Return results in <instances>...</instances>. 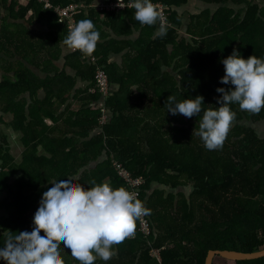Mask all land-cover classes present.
<instances>
[{"label":"trees","instance_id":"trees-1","mask_svg":"<svg viewBox=\"0 0 264 264\" xmlns=\"http://www.w3.org/2000/svg\"><path fill=\"white\" fill-rule=\"evenodd\" d=\"M110 1L115 0H97ZM189 1L152 0L164 5L165 18L172 25L161 38L156 35L159 22L141 25L134 18V9L100 12L96 0H51L61 6L87 5L88 10L81 11L77 21L91 19L99 33L104 26L120 35L140 27L147 35L137 50V59L127 65L130 72L125 74L140 70L137 95L132 97L135 101L129 103L128 95L119 111L109 115L110 100L115 95L114 103L118 101L123 85L105 98L91 92L95 65L80 51L65 55V67L74 74L63 69L41 77L27 65L38 67L41 59L53 64L58 55H52L49 47L58 44L62 51L66 46L63 41L68 34L63 24L65 35L52 34L53 39L42 35L36 40L35 32L23 25L12 30L0 12V63L5 72L0 80V112L13 113L12 124L22 133L24 147L20 162L15 161L9 140L0 129V209L6 213L0 215V248L9 235L32 231L42 194L53 181L70 180L91 187L92 181L102 183L107 178L111 186L126 188L113 160L121 161L133 176L144 177L138 198L151 210V233L143 237L137 231V221L134 237L116 246L111 260L97 258L95 264H205L211 249L252 252L264 248V136L256 125L264 122V109L253 114L232 104L236 119L227 138L222 148L209 151L195 134L202 113L187 118L172 115L165 106L169 95L177 102L202 95L204 110L219 107L217 100L222 94L216 89L232 87L222 84L220 78L224 75L222 60L233 48L245 59L250 55L264 59V33L259 26L264 24V7L257 0H199L217 8L193 12L188 10ZM241 5L243 16L233 9ZM0 8L13 11L9 0H0ZM18 12L14 15L18 20L31 12L30 18L39 22H59L56 13L44 9L37 0H28ZM182 30L186 35H180ZM249 35L252 41L247 44ZM116 39L96 46L105 70L104 60L109 54L130 44ZM79 79L84 85L76 89V95H83L82 106L73 111L67 103L61 110ZM108 79L110 83V75ZM126 79L124 76L123 81ZM56 82L61 84L59 88H55ZM42 86L47 91L43 99L38 96ZM27 91L32 98L28 107L21 96ZM102 104L108 117L104 124L100 123ZM124 109L132 115L124 114ZM47 118L53 124H48ZM103 151L105 158H101ZM154 181L177 189V200L172 199L175 194L164 195L161 190L147 195V187ZM153 250L158 251L160 262L151 256ZM60 251L65 264H79L63 244ZM0 264L6 261L0 259ZM235 264H264V257L240 259Z\"/></svg>","mask_w":264,"mask_h":264},{"label":"clouds","instance_id":"clouds-1","mask_svg":"<svg viewBox=\"0 0 264 264\" xmlns=\"http://www.w3.org/2000/svg\"><path fill=\"white\" fill-rule=\"evenodd\" d=\"M117 6L134 9V18L141 25L159 22L158 37H164L172 27L152 0H131L127 5L124 0H117ZM99 40L94 22L82 19L69 30L63 43L91 56ZM222 63L221 83L232 87L216 89L222 94L217 100L219 107L204 110L202 95L180 102L169 95L165 101L172 115L192 118L202 113L195 134L209 151L222 148L227 138L236 119L232 104L253 114L264 109V59L255 55L245 59L233 48ZM91 183V187H85L70 180L51 182L52 187L43 192L34 214L32 231L9 235L0 248V259L6 264H65L60 251L63 244L79 264H95L97 258L111 260L116 255L115 247L134 237L137 221L150 215L151 210L125 187L114 188L108 182Z\"/></svg>","mask_w":264,"mask_h":264},{"label":"crops","instance_id":"crops-1","mask_svg":"<svg viewBox=\"0 0 264 264\" xmlns=\"http://www.w3.org/2000/svg\"><path fill=\"white\" fill-rule=\"evenodd\" d=\"M28 0H9V4H11V7L13 8V11H9L12 14L10 15L8 11H6L4 8H0V12L2 13V16L4 17V22L6 19H8V23L10 24L9 27L12 30L18 29V25H23L24 27L30 28L31 30H33L34 33V38L36 40H41L42 39V35H45V33L47 31H50L51 28L53 29L52 34L55 35H59L61 33L64 34V30L62 28L61 23L59 22H52L51 20H45L44 23L37 21L36 19H32L30 18L31 16V12L28 13V15L26 16L25 19L23 20H18L16 17H14V15H16L17 13L19 14V10L21 7L25 6L27 4ZM257 3L259 5H261L262 7H264V0H257ZM102 4V2H97V5ZM188 10L189 11H193L196 10L199 11L201 8H213L216 9L217 7L212 6V5H206L202 2H200L199 0H190L189 1V5H188ZM233 9H235V13L236 14H240L241 11L243 10V5L241 6H233ZM188 11V12H189ZM245 12V11H244ZM244 13H241V16H243ZM264 20V18H263ZM188 22V18L186 17V19H184V24H187ZM3 21H0V28L2 26ZM46 23H48V25H46ZM15 24V25H14ZM60 24V25H59ZM260 28L262 29L261 33H264V24H260L259 25ZM101 36L102 39L101 41L105 42H110L113 39L119 38L120 41L122 42H128L130 44H126L124 46L123 50H117L115 52H111L108 56V58H106L105 61V65H106V70L108 72V75H110V86H111V90L109 95L115 92H117L119 90V87L121 85H123L120 89V93L117 96L118 101L116 103L114 100L115 95L111 98L110 100V110L108 112V115L110 113H113L115 111L118 112L119 108L121 105H124L126 103V99L128 98V95H130V99H129V103H133L135 101V98H132L133 96L137 95L136 93V88H138V78H139V73L140 70H137L136 72H132L130 73L129 76L125 75L126 73H129L130 71L127 69V65L133 63L136 59H137V50L140 48L141 44L147 39V35H145L144 33H142L140 27H136V28H130V30L128 31V33L126 35H120L119 33H117V30H113L111 27L108 26H104L102 27V31H101ZM65 35V34H64ZM180 35H186L185 30L180 31ZM54 37V35H50L49 39H53L52 37ZM263 36V35H260ZM67 37V35H65V38ZM251 36L249 35L247 40V44L248 41H250L251 43ZM117 40V39H116ZM99 41V42H101ZM118 41V40H117ZM136 47V48H130V46ZM263 45H264V40H263ZM51 49V53L52 55H58L56 58L54 57L52 59L53 64H49L48 61L46 60H40L37 63L38 67H34L30 64H27L31 70H33L35 73H38L41 77H45L47 75V73H50L51 75H55L58 72L62 71L63 69H66L68 72H70L71 74H74V70H71L70 67H65V55L67 53L71 52V49L67 46H64V49L59 50V45L58 44H54L53 46L49 47ZM61 52V53H60ZM127 56H130L131 59H127ZM264 56V55H263ZM258 57V56H257ZM164 70H169V68L166 69V67H163ZM170 71V70H169ZM171 72V71H170ZM11 77H14V74L11 72ZM172 74V72H171ZM5 72L3 71V69L1 68V63H0V80L4 77ZM127 77L126 81H123V78ZM122 81V82H120ZM124 82V83H123ZM55 88H59V86H61V84L59 82H56L55 84ZM84 85V82L82 80H78L76 85L73 87V89H71L70 94H69V99L67 100V102H65L64 104L61 105L60 109L62 110L65 105L71 104V110L75 111L78 110L81 106H82V100H81V96H83L82 94L76 95V89L81 88ZM166 86V85H164ZM166 89H169V86L167 85ZM47 95V91L46 89L42 86L38 89V96L40 98H44ZM78 97H76V96ZM25 100H26V106L28 107L29 104L32 102V98H31V93L29 91L22 93L21 95ZM102 102V99H101ZM106 108V107H105ZM124 114H131V112L127 111V110H123ZM114 113V114H115ZM14 120V115L11 112H5V113H1L0 112V129H3L2 131L4 132V136L6 137V140L8 139L9 141V149L10 152L15 156V161L20 162V158L22 156V151L24 149L23 146H19L18 143H21V136L22 133L18 130H15L12 124V121ZM47 123L48 124H53L52 119L47 118ZM18 154H20L21 156L18 157ZM106 154L103 151L102 157L101 158H105ZM103 182H108L107 178H103ZM114 187V186H112ZM115 188V187H114ZM155 190H161L164 195H168L169 193H173L175 195H173V201H176L178 196H177V189H170L169 186H162L160 184V182L158 181H154V182H150L148 187H147V192L146 194H150L151 192H154ZM2 213H0V215H2ZM124 243L120 244L123 245ZM121 251V250H120ZM122 263H126L125 260H122ZM213 264H235V261H231V260H227L224 259L222 257H215Z\"/></svg>","mask_w":264,"mask_h":264},{"label":"built area","instance_id":"built-area-1","mask_svg":"<svg viewBox=\"0 0 264 264\" xmlns=\"http://www.w3.org/2000/svg\"><path fill=\"white\" fill-rule=\"evenodd\" d=\"M40 4L43 5L44 9L53 10L58 18L59 23L63 24L67 30V34L69 33V30L78 23L77 21V15L81 11H87L88 6L84 3H70L66 6L61 5H54L51 0H37ZM125 5L131 3V2H124ZM159 10L162 11L164 17V5L161 3L155 4ZM126 9H132V8H121L117 6V0L110 1L107 3H102L100 5H97V10L100 12H119ZM71 49V48H70ZM71 51H78L71 49ZM83 58L95 65V85L91 87V92H99L102 96V98H105L110 93V83L108 79V74L105 70V68L100 63V57L94 53L91 56H87L83 54ZM107 111L106 108L102 104V116L100 117V123L104 124L107 121ZM112 165L117 172L118 176L123 180V182L126 185V188L132 192H135L137 196H139V187L144 184V177L142 175H135L133 176L129 170L122 164L121 161L113 160ZM137 231L145 238H147L151 233V223L150 219L147 216L142 217L140 220H138V228ZM151 256L155 257L158 262H160V259L158 257V251L153 250L151 251Z\"/></svg>","mask_w":264,"mask_h":264},{"label":"water","instance_id":"water-1","mask_svg":"<svg viewBox=\"0 0 264 264\" xmlns=\"http://www.w3.org/2000/svg\"><path fill=\"white\" fill-rule=\"evenodd\" d=\"M215 257H222L231 261L260 258L264 257V248L252 252H243L231 249H211L206 257L205 264H213Z\"/></svg>","mask_w":264,"mask_h":264},{"label":"rangeland","instance_id":"rangeland-1","mask_svg":"<svg viewBox=\"0 0 264 264\" xmlns=\"http://www.w3.org/2000/svg\"><path fill=\"white\" fill-rule=\"evenodd\" d=\"M193 12H196V10H193ZM46 25H48V23H46ZM52 32H53V29L51 28V30L50 31H47L46 33H45V35H43V36H45V37H48V36H50V35H52ZM34 56H37V54H35ZM32 57V55L31 56H29V58H31ZM28 58V59H29ZM256 125L258 126V131L260 132V134L262 135V136H264V122H262V123H256ZM18 145L21 147V146H23V145H21V143H18ZM19 156H21L20 154H18V157ZM21 159V158H20ZM2 196V195H1ZM3 212V214L2 215H4V214H6V213H4V211H2L1 209H0V213H2Z\"/></svg>","mask_w":264,"mask_h":264}]
</instances>
